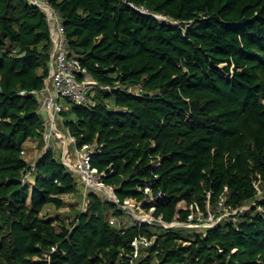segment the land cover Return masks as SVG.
<instances>
[{
	"label": "trees",
	"instance_id": "1",
	"mask_svg": "<svg viewBox=\"0 0 264 264\" xmlns=\"http://www.w3.org/2000/svg\"><path fill=\"white\" fill-rule=\"evenodd\" d=\"M45 1L61 12L85 68L79 80L97 82L89 106L64 102L63 130L77 147L103 144L92 162L117 198L143 199L138 188L150 181L155 214L168 222L207 217L223 199L238 211L203 230L118 227L109 218L121 211L91 192L68 224L45 218L46 205L60 209L84 183L56 138L34 169L22 153L28 140L40 151L45 143L46 113L32 92L49 77L53 41L42 7L0 0V264H39L54 246L50 264H125L139 233L156 240L137 264H264L255 186L264 187V0Z\"/></svg>",
	"mask_w": 264,
	"mask_h": 264
},
{
	"label": "built area",
	"instance_id": "2",
	"mask_svg": "<svg viewBox=\"0 0 264 264\" xmlns=\"http://www.w3.org/2000/svg\"><path fill=\"white\" fill-rule=\"evenodd\" d=\"M35 5L42 7L46 13L50 23L53 48L51 52V69L49 77L45 82V86L42 90H35L33 95L38 97L41 101L40 111L47 114L46 129L44 132L45 149L44 153L53 145V138L63 143V161L72 170L77 172L81 176V180L84 183V194L82 200L86 203L88 193L100 192L105 195L108 200L113 202L121 211V216H111L109 223L112 226L122 227L126 223L142 226V225H161L164 228H174L179 226L193 227L200 224L195 223L198 220L193 218L190 221L168 222L163 219V216L156 215L155 197L152 192L153 183L150 181L145 182L143 187H139L138 190L144 192L145 197L143 199H137L134 197L126 198L121 202L115 193V188L105 182V177L108 172L106 170H100L97 166L93 165V157L101 152L103 147L102 143L94 142L84 144L82 147H77L76 139L71 135L68 129L62 130L61 124L64 122L62 112L65 109L62 99L67 100L72 106H89L91 99L88 97L87 90L90 87L97 86V82L92 78H86L79 80L78 75L85 71L80 58L72 54L69 47L68 39L65 34L63 26L62 15L60 10L53 8L45 0H30ZM144 14L148 11L146 8H136ZM165 19V18H163ZM177 23V22H176ZM103 89L113 90V86H100ZM124 89L134 94L135 96L142 95V87L125 86ZM69 141L73 143L75 148L73 152L69 151ZM26 149L22 150V153L26 154ZM73 157L72 161L70 157ZM151 164L154 168H160L161 157L152 158ZM33 164L32 169H34ZM31 171L25 175V180H29ZM158 177V175H154ZM260 180V175H258ZM255 186L261 192L259 183L256 181ZM249 207L243 206L240 210H246ZM86 211L87 209H82ZM235 213L238 209L234 210ZM233 211V212H234ZM202 214V213H200ZM210 215V214H209ZM205 217V227H213L219 220H214L212 216ZM155 236L149 237L145 234H137L133 237L130 243V249L125 253V264H137L138 259L143 254V251L150 249L155 245ZM57 250V246L52 249L44 251L36 260L39 264H50L53 256V252Z\"/></svg>",
	"mask_w": 264,
	"mask_h": 264
},
{
	"label": "rangeland",
	"instance_id": "3",
	"mask_svg": "<svg viewBox=\"0 0 264 264\" xmlns=\"http://www.w3.org/2000/svg\"><path fill=\"white\" fill-rule=\"evenodd\" d=\"M92 88V87H90ZM90 90V89H89ZM88 90V91H89ZM91 90H94L93 88ZM88 93V92H87ZM67 102V100L65 99H62V102ZM71 106V104L69 105ZM45 119L47 120V114H46V117ZM62 130H63V126H62ZM54 140V139H53ZM52 140V141H53ZM58 145L62 146V149H64V145L63 143L61 142H58ZM42 149L44 150L45 149V143L41 145ZM75 148V146L73 145L72 142L69 141V151L70 152H73V149ZM60 149V150H62ZM63 152V151H62ZM63 153H62V158H63ZM25 158L27 160H29V156H28V152L27 154L25 155ZM37 158V157H36ZM36 158H33L31 161V163L35 162ZM71 161L73 159V157L71 156ZM33 161V162H32ZM31 184V183H30ZM261 192L259 194L260 197H258V200H262L264 199V187L260 188ZM83 194L84 192L81 194V193H68V194H63L62 197L64 198L65 200V204L60 208V209H57L54 205L52 204H48L45 206L44 208V211L42 212V215L45 217V218H54V220H56V222L59 224L61 221L65 222L66 224L69 223V221L72 220L74 214L79 211V210H82V209H88V205H87V202L85 203L82 198H83ZM105 197V196H104ZM224 200V199H223ZM223 200H222V203L220 204V206L218 207L217 210H213L211 208H209V217L212 216L214 218V220H221V218H225V217H229L231 215H234L236 214L235 211H229V210H226L224 209L223 207ZM255 201H251V203L249 204H246L245 206L247 207H250L252 204H254ZM181 207L184 206V203L183 205L180 204ZM195 223H198L200 225L198 226H193V227H190V228H193V229H199V230H203L202 228H204V224L208 223L206 222V219H205V216H203L202 214H198V221L192 223V224H195ZM177 228V227H175ZM147 250H145L146 252Z\"/></svg>",
	"mask_w": 264,
	"mask_h": 264
},
{
	"label": "crops",
	"instance_id": "4",
	"mask_svg": "<svg viewBox=\"0 0 264 264\" xmlns=\"http://www.w3.org/2000/svg\"><path fill=\"white\" fill-rule=\"evenodd\" d=\"M60 125H61V128H62L63 124L60 123ZM25 149L28 152V156H29V158H28L29 160L26 159L27 161H31L33 158H36L37 157L36 160H35V162H36L37 159L41 158L44 155V150L40 151L37 148L36 141H34V140H28L25 143ZM27 152H26V154H27ZM35 162H33L32 164H34ZM30 179H31V177L29 178V180ZM181 205H183V203H181Z\"/></svg>",
	"mask_w": 264,
	"mask_h": 264
},
{
	"label": "water",
	"instance_id": "5",
	"mask_svg": "<svg viewBox=\"0 0 264 264\" xmlns=\"http://www.w3.org/2000/svg\"><path fill=\"white\" fill-rule=\"evenodd\" d=\"M157 17H160V18H163V16H161V15H156ZM165 18V17H164Z\"/></svg>",
	"mask_w": 264,
	"mask_h": 264
}]
</instances>
